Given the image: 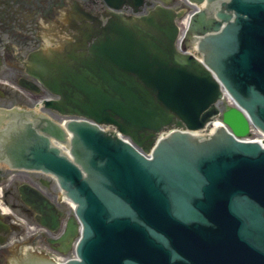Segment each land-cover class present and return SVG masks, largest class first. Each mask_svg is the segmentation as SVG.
<instances>
[{
	"label": "water",
	"instance_id": "obj_1",
	"mask_svg": "<svg viewBox=\"0 0 264 264\" xmlns=\"http://www.w3.org/2000/svg\"><path fill=\"white\" fill-rule=\"evenodd\" d=\"M105 1L111 7L127 6L135 12L152 4L148 0ZM161 1L166 4L171 0ZM232 2L231 8L238 15L235 22L231 21L233 13L224 9L217 11V17L199 12L192 20L184 46L188 47L193 32L218 31L221 20L229 23L221 36L216 35L215 42L206 39L201 45L209 46V50L215 47L208 52L211 58L233 53V77L247 93L251 91L249 84L255 85L256 93L261 91L263 95L251 105H264V0ZM81 10L77 4L67 18L73 19L71 38L61 39L58 46L47 44L31 51L26 61L29 73L60 96L47 101V106L62 114L115 125L146 151L162 129L173 126L198 128L195 131L199 136L215 133L218 123L214 128L206 123L218 112L214 103L221 90L206 67L175 47V20L182 11L157 4L143 16L113 12L102 24L90 13L80 17ZM244 15L248 18L244 19ZM226 81L239 93L231 78L226 77ZM251 112L264 128V107L258 113L254 109ZM45 120L47 124L42 121L39 128L65 141V131L54 121ZM224 120L239 135L249 132L248 120L237 109L227 110ZM75 125L78 124L70 123L68 127L75 131ZM79 126L84 145L91 149L96 161L99 158L105 164L101 179L110 182L114 191L104 186L98 192L91 191L82 178V169L58 154H42L39 159L64 182L77 184L84 195L87 193V207L80 211L89 225L82 249L84 264H184L176 261L172 251L155 236L156 230L169 237L179 252L177 256L189 260L188 264H264V152L259 146H236L221 135L234 151L202 160V193L192 190L198 196L193 203L196 208L186 210L182 217L178 212L173 215L171 198L125 146L113 143L88 125ZM21 193L42 213L39 221L52 228L58 226L59 213L47 198L27 184ZM108 211L111 219L106 216ZM240 212L251 219L249 231L236 214ZM189 221L193 222L189 225ZM202 223H214L219 228L205 229ZM76 226L72 219V235ZM252 230L258 237L250 235Z\"/></svg>",
	"mask_w": 264,
	"mask_h": 264
},
{
	"label": "flooded vegetation",
	"instance_id": "obj_2",
	"mask_svg": "<svg viewBox=\"0 0 264 264\" xmlns=\"http://www.w3.org/2000/svg\"><path fill=\"white\" fill-rule=\"evenodd\" d=\"M69 0H0V33L2 37L9 41L0 40V108H5L15 105L20 100L36 98L38 96L35 92H29L21 87L22 82H26V67L21 52L23 46L16 43L13 37L24 36L28 34H36L42 39L41 30L47 28L65 29V18L69 16L70 11L66 9V3ZM4 41V42H3ZM5 67L7 72H1ZM17 74V75H16ZM4 84L8 85L4 89ZM46 94L45 90H42ZM39 96H42L39 93ZM38 96V97H39ZM6 202L15 204L13 202L16 197L14 193L11 195L13 183L7 182ZM26 212L30 210L26 207ZM21 228L15 232H10L9 236H14L19 233ZM16 238L9 239L5 245L0 244V264H12L10 258V246ZM48 236H42V242H47ZM55 247V246H54Z\"/></svg>",
	"mask_w": 264,
	"mask_h": 264
},
{
	"label": "rangeland",
	"instance_id": "obj_3",
	"mask_svg": "<svg viewBox=\"0 0 264 264\" xmlns=\"http://www.w3.org/2000/svg\"><path fill=\"white\" fill-rule=\"evenodd\" d=\"M156 2L157 1H155L154 3H156ZM172 3L175 4L174 7H180V4H179L178 0H173ZM13 39H14V41L16 43H19V44H21L23 46V51L21 52L22 58L27 56V54H28L30 49L37 48L41 44V40H39L36 37L35 33L34 34H28L26 37H24V36L13 37ZM0 40L12 42V41H10V38H9V40H7V38L2 37L1 33H0ZM8 71L9 70H6L5 67H3L1 69V72H7L8 73ZM41 93H44V92H41ZM38 96H36V97H38ZM1 175H4L2 181H0V183H1L2 187H3V189H4V192L2 193V194H4V196H5V192L7 191V185H8L7 182H13V181L16 182V185L13 183V186H12V189H11V193H12L11 195H13L15 193L16 196H17L18 187L20 185L24 184L26 181H31V180L38 181L40 179V177L43 178V179H48V177L44 178V176L41 175V174H39L40 176L34 175V177H29L28 175H24L23 176L21 174H17L16 172H10V171H6V172L2 171ZM39 186H40L39 188L43 192H50L51 196H54L56 191H57V189L55 188L54 184L44 186V185H42L40 183ZM14 201H15V204L13 205L14 209L13 208H11V209L14 212H16V214H19L21 216L22 224H24L25 220H27L28 225L24 224L26 226L21 227V230H20L19 233H17L14 236H9V238L7 240H5V241H8L9 239H13V238H20V237L24 236L27 231L34 230L37 226L41 225L40 223H35L34 220H33V217H31L29 214H26V211H25V208L27 207L26 203H23L22 201L21 202L18 201L16 197L14 198L13 202ZM8 204L10 205L11 203H8ZM59 204H61L60 208L63 209L64 211L68 209L66 204H64V203H59ZM62 204L64 206H62ZM27 208L30 210V212H34L29 207H27ZM11 222L18 224V219L15 218L14 220H11ZM33 243H34V246H36V247H37V244H43L42 241H39L38 243H36V242H33ZM60 257L64 258L65 256H60Z\"/></svg>",
	"mask_w": 264,
	"mask_h": 264
},
{
	"label": "bare ground",
	"instance_id": "obj_4",
	"mask_svg": "<svg viewBox=\"0 0 264 264\" xmlns=\"http://www.w3.org/2000/svg\"><path fill=\"white\" fill-rule=\"evenodd\" d=\"M201 7H204V4H202ZM185 23H186V20H185ZM201 58H203V57H201ZM201 58H200V59H201ZM24 173H25V172H24ZM24 173H23V174H24ZM26 174H28V173H26ZM8 209H9V208H6L5 210H8Z\"/></svg>",
	"mask_w": 264,
	"mask_h": 264
}]
</instances>
